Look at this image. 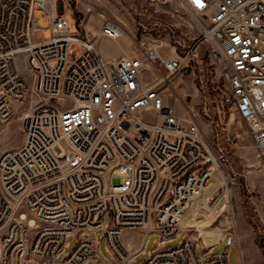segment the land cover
I'll return each mask as SVG.
<instances>
[{
  "label": "built area",
  "instance_id": "built-area-1",
  "mask_svg": "<svg viewBox=\"0 0 264 264\" xmlns=\"http://www.w3.org/2000/svg\"><path fill=\"white\" fill-rule=\"evenodd\" d=\"M180 2L204 20L193 44L164 53L155 40L109 60L71 32L67 0H0V125L22 110L17 105L31 106L22 145L0 156V264L99 262L96 237L79 236L96 230L113 253L109 264H232L228 249L213 252L226 232L207 244L194 224L181 222L192 203L204 212L212 206L223 181L206 188L213 173L224 175L226 153L215 151L190 114L176 112L173 80L206 47L253 146L264 149V0ZM37 14L51 24L44 41L34 39ZM108 27L111 37L124 35ZM187 224L203 250L190 238L166 246ZM126 228L160 233L142 263L134 258L144 245L126 244ZM73 237L74 249L61 258Z\"/></svg>",
  "mask_w": 264,
  "mask_h": 264
},
{
  "label": "rangeland",
  "instance_id": "rangeland-1",
  "mask_svg": "<svg viewBox=\"0 0 264 264\" xmlns=\"http://www.w3.org/2000/svg\"><path fill=\"white\" fill-rule=\"evenodd\" d=\"M71 32L83 38H90L104 59H118L126 52H138L143 44L159 41L163 52H178L193 44L203 34L201 21L180 0H67ZM113 23L120 26L124 35L111 37L104 32L105 26ZM36 41H44L52 36L51 24L42 15L35 18L33 31ZM74 55V51H73ZM20 66L25 65L20 55ZM199 62L193 68L179 74L173 80L177 97L176 112L189 114L201 127L207 140L216 152L222 147L226 153L223 160V173H213L206 190L219 184L212 193L207 212L201 211L194 202L185 210L181 222H190L199 229L213 227L214 236H204L206 242H217L226 232L225 238L213 248L214 253L229 250L232 264H264V149L253 146L245 121L240 118L234 106L232 95L218 65L206 47L199 48ZM151 70L145 72L147 82L154 81ZM69 101V100H68ZM22 110L4 124L0 125V156L7 150L18 148L24 140V116L31 109L29 102L19 104ZM229 137L231 140H229ZM220 146V147H219ZM220 152V151H219ZM225 177L228 186L225 184ZM206 204V201H205ZM182 229L178 236L166 246L178 245L183 239L195 241L198 250L203 243L193 225ZM142 230V229H141ZM217 234V235H215ZM79 236L96 237L99 244L100 259L90 257L85 264H109L113 253L108 246L102 230L81 231ZM123 240L133 248L144 245L135 256L142 263L160 240V233L152 230L141 233L126 228ZM209 239V240H208ZM77 242L73 237L61 253L64 258ZM30 264H51L45 259H35Z\"/></svg>",
  "mask_w": 264,
  "mask_h": 264
},
{
  "label": "crops",
  "instance_id": "crops-1",
  "mask_svg": "<svg viewBox=\"0 0 264 264\" xmlns=\"http://www.w3.org/2000/svg\"><path fill=\"white\" fill-rule=\"evenodd\" d=\"M109 60H117V59H109ZM199 229V228H198ZM134 231H137L138 233H141L142 230L141 229H133ZM199 231L202 234V237L204 238V236H214V229L213 227H208V228H204V229H199ZM217 236H223L224 232H217ZM209 240V239H208ZM204 241L206 242V240L204 239ZM207 244H213L211 241L206 242Z\"/></svg>",
  "mask_w": 264,
  "mask_h": 264
},
{
  "label": "bare ground",
  "instance_id": "bare-ground-1",
  "mask_svg": "<svg viewBox=\"0 0 264 264\" xmlns=\"http://www.w3.org/2000/svg\"><path fill=\"white\" fill-rule=\"evenodd\" d=\"M104 32L106 33V35H111V33H114L111 27H108L106 30H104Z\"/></svg>",
  "mask_w": 264,
  "mask_h": 264
}]
</instances>
